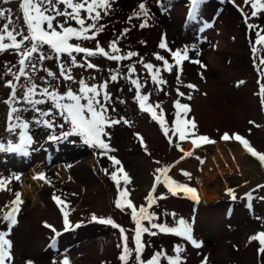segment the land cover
Returning a JSON list of instances; mask_svg holds the SVG:
<instances>
[{
  "label": "rangeland",
  "instance_id": "rangeland-1",
  "mask_svg": "<svg viewBox=\"0 0 264 264\" xmlns=\"http://www.w3.org/2000/svg\"><path fill=\"white\" fill-rule=\"evenodd\" d=\"M218 1L206 0L196 21L187 18L186 30V21L184 23L183 20L185 5L190 11V7L188 9L190 0H111L109 12L104 14L102 11V18L97 22V28L103 25V30H93L96 32L95 39L73 42L92 50H96L99 44L111 52L109 46L115 40L121 49L120 54L126 55L130 51L138 53V56L124 61H113L101 55L85 58V54L74 53L77 65H70L66 56L53 58L50 50L44 46L42 50L49 58L40 61L36 71L28 69L32 77L31 82L40 88L50 83L58 85L55 90L61 93L65 92L67 87L78 89V83L60 76L59 66L62 62L71 68L75 81L84 79L89 84L97 85L108 83L107 91L111 96L108 102L110 105L108 115L122 121L126 119L128 123L121 122L106 128L108 133L106 142L113 149L107 155H103L101 150L84 145L82 139L74 136L57 141L51 140L49 138L51 135H60L67 129V125L65 129L53 127L50 130L35 123L37 119L49 117L41 118L39 113L32 111L22 99L12 104L7 81L18 83V94L22 97L26 91L24 86L29 80L23 77L21 81L16 82L12 75L18 74L20 67L17 52L6 50L0 53V140L18 139L6 130L13 106L23 109L19 114L22 119L30 122L29 134L33 136V143L27 155L0 152V175L5 182L0 186V207H8L12 203L11 196L4 190L6 185L18 187L13 193V200L19 192L20 178L10 175L16 172L25 173L29 178L34 176L30 170L32 167L36 168L33 165L37 161L45 163L41 168L45 173L53 164L62 162L69 167L71 177L66 179L65 183L59 182L58 180L63 179L60 176L55 177L54 172L48 171V181L54 187L49 188L48 195L44 190H38L41 202L36 207L31 206L29 197L19 192L23 204L19 205L20 211L17 213L15 225L3 221L4 213L14 206L8 207L0 214V232H6V238L12 241V259L6 261V264H28L29 261L32 264H63L65 259L69 264H125L120 260L124 236H127V245L132 249L127 264H136L135 222L131 218V210L115 206V201L120 198L119 192L124 187L128 190V199L137 209L140 206L148 207L149 195L156 198V202L149 209L158 217L155 223L177 227L179 219H185L192 226L193 237L198 243L205 241L207 246L206 250H201L184 237L151 229L156 235L150 233L141 235L143 250L140 258L144 264L158 252L163 256H175V249L178 246L182 249L180 253L182 264H264V253L259 252V241L250 239L264 231V164L253 157L239 141L221 139L224 132H228L230 136L242 135L249 141L250 146L264 154V103L260 96V85L264 83V64H261V60L264 59V44L257 45L254 35L255 31L263 28L260 23L259 27L253 30L247 26L243 41L245 54L220 56L224 67L211 68L206 62L204 50L206 42L201 29L204 28V12L213 13ZM141 2L146 3L150 12L148 26L144 28L140 27L143 17H137L138 5ZM0 8H11V15L15 21L12 27L24 29L21 10L16 0L8 4L0 0ZM81 15L86 17L83 11ZM3 22L0 21V24ZM231 22L239 28L236 20ZM86 23L91 21L86 20ZM70 26L78 27L74 21L70 22ZM92 34L89 33L90 36ZM162 40L166 41L173 51L185 47L193 49L189 52V60L183 61L181 65H175L171 53L159 48ZM253 47L257 49L255 54L252 51ZM156 54L165 55L169 63L173 64L172 71L164 70L163 62L155 59ZM193 59H198L201 63H193ZM141 61L160 68V76L166 83L159 86L153 84L151 74L143 67ZM88 62L97 67L89 69L78 66ZM131 65L136 67V72L131 78L139 79L144 85L141 94L149 95L148 103L154 107L160 105V108L156 109L158 113L161 108L163 109L169 129L174 127L176 115L174 102L180 99L182 103H189L191 106L189 118H194L197 123V129L194 130L196 135H207L215 143L202 144L194 148L191 139L195 137L189 136L188 139L180 141L178 135L173 136L171 131L170 142L159 125L151 120L150 115L139 109L134 97L135 86L126 78ZM48 71L56 73V78L48 76ZM114 74L118 76L115 82L110 79ZM189 83L196 85L198 90L188 89L186 85ZM178 91L185 93L186 96L191 95L193 99L187 101L179 97ZM243 91H246V98L248 93L249 99L242 105L234 104L229 98L218 97L225 93L222 96L230 94L236 99ZM35 98H39V94ZM39 107L52 110L50 104ZM237 110L241 112L238 116ZM245 110L246 115L242 114ZM51 120L54 125L63 122L58 115L51 116ZM188 144L191 145V149L188 148ZM216 147L224 149L229 158L222 164L229 186L224 190L219 181L217 189V179L212 180L213 183L209 185V189L219 195L218 200L208 204L196 203L184 193L172 195L163 184H156L155 176L158 175L156 170L163 167L169 168V175L178 183L193 184L192 176L207 172L209 150ZM180 148L184 151L182 152ZM240 149L244 152L239 153ZM189 151L194 152L190 157L185 155ZM230 151L234 156L230 155ZM109 155L116 156L121 164L114 165L108 159ZM22 158L26 160L22 161L21 166L13 168L11 163ZM121 167L130 178L127 185H124L123 173L118 171ZM228 169H231V175L227 172ZM113 172H117L121 179L119 188L111 178ZM183 172L189 173L191 179L185 177ZM228 189H232L236 195L235 201L228 194ZM250 192L253 194L251 200L247 198ZM53 196L60 197L63 204H57ZM63 210L68 213V219L73 225L69 230L64 229ZM93 215L98 219L93 220ZM105 218H111L119 227L99 222ZM143 223L145 227H150L147 221ZM46 224L60 232V236L56 237L55 246L52 245L55 234L46 227ZM121 228L124 229L123 233L120 231ZM163 256L160 264H168Z\"/></svg>",
  "mask_w": 264,
  "mask_h": 264
},
{
  "label": "snow or ice",
  "instance_id": "snow-or-ice-1",
  "mask_svg": "<svg viewBox=\"0 0 264 264\" xmlns=\"http://www.w3.org/2000/svg\"><path fill=\"white\" fill-rule=\"evenodd\" d=\"M12 0H2V3L8 4ZM19 9L21 10L22 20L24 22V29L19 30L13 28L12 25L15 22L13 16L11 15V8H0V21H4L0 24V53L6 50H13L19 54V69L18 74L12 73L15 77V81H21V78L27 77L29 83L25 85L26 91L23 92L22 97L18 94V83L11 80L7 81V86L10 89L11 103L15 104L18 100L25 102L31 107V110L38 112L41 118L49 117V119H37L35 123L41 124L48 129L53 127H59L67 129L62 131L60 135H51L49 138L53 141L59 139H67L69 137H77L82 139L84 145L89 146L94 149L101 150L103 155H107L109 152L113 151L110 145L106 142V137L108 133L106 128L111 127L115 124L121 122L128 123V121L121 119H114L108 115V102L111 100V96L107 91L108 83L104 82L102 84H89L84 79L75 81V78L71 74V68L66 66L62 62L59 66V74L65 80L73 81L78 83V89L73 90L71 87H67L65 92L61 93L57 90L58 85L46 84L42 88L36 83L31 82L32 77L28 71H36L37 64L40 61L48 59V54H46L42 49L44 46L50 50L53 58H61L66 56L68 58V64L77 65L76 56L74 53L85 54V58L94 57L101 55L107 59L113 61H124L130 59L131 57L138 56L136 52H128L126 55H122L121 49L118 47L117 41H112L110 43L111 52L105 50L104 47L97 44L96 50L89 49L87 47L81 46L79 43H74L73 41H81L88 39H95L96 31H102L103 25L97 28V22L102 18V11L107 14L111 8V0H16ZM247 3L248 0H245ZM206 3V0H190V11L187 13V18L190 21H196L200 13L202 5ZM251 7L253 8L252 16L256 17L258 13L264 12V0H252ZM139 11L137 12V17H143V22L140 24L141 28L148 26L150 12L146 3L141 2L138 5ZM70 9L71 11H68ZM86 13V17H82L81 12ZM248 18L245 17V20ZM91 21V23H86ZM74 21L78 27L70 26V22ZM204 28H211L213 25L211 23H204ZM257 26L248 24V28L254 29ZM59 29V30H58ZM203 30V29H201ZM93 34L90 36L89 33ZM264 29L255 31L256 36L255 43L257 45L264 44ZM19 38V39H18ZM7 41V42H6ZM159 48L171 53V58L175 61V65H181L183 61L189 60V52L192 51L190 47H185L183 49L172 50L168 47L166 41L162 40L159 44ZM253 53L255 54L257 49L253 47ZM198 55V52H197ZM155 59L157 61L163 62V68L166 71H172L173 64L169 63V60L165 58V55L156 54ZM193 63L200 64L201 61L198 59H193ZM143 67L148 70L151 74V81L153 84L159 86L166 83L160 76L161 69L156 68L152 63H144ZM261 64H264V59L261 60ZM80 67H87L89 69L97 67L93 63H84L78 65ZM259 71V68L257 69ZM136 72L135 65H131L129 68V75L126 77L130 80V83L135 86L134 97L138 102L139 109L150 115L152 121L156 122L159 127L163 130V134L169 138L171 142L172 136H169V132L172 135H178L180 141H184L189 138V136L195 137L191 139V143L194 148L200 147L202 144L215 143L214 140L210 139L207 135H196L194 130L197 129V123L194 118H189V114L192 109L189 103H182L180 99L174 102V107L176 110L174 127L169 129L167 126V121L164 118L163 109L160 112L156 111L160 108L157 104L155 107L148 103L149 95H142L141 89L144 85L139 79H132L131 75ZM47 75L56 78V73L48 71ZM111 81L115 82L118 79L117 75H111ZM186 87L190 90H198L197 86L194 84H187ZM39 94V98H35ZM206 95V94H205ZM178 96L185 98L187 101H191L193 97L191 95H185L183 92L178 91ZM260 96L262 103H264V83L260 85ZM123 102V101H121ZM44 104H50L52 110H44L39 106ZM23 109H18L17 107H11L9 113V123L7 125V131L13 136L18 137L17 140H0V152H11V153H21L27 155L29 148L33 143V136L30 135V122L27 119H22L19 113H22ZM58 115L62 118V123L54 125L51 120V116ZM142 139V138H141ZM221 139L224 141H229L234 139L239 141L243 147L253 156L256 157L262 164H264V154L257 152L252 146H250L249 141L245 139L242 135L235 134L230 136L228 132H224L221 135ZM179 147V145H177ZM183 152L184 150L180 148ZM193 151L185 153L186 156H192ZM108 159L114 165H120L121 161L114 155H109ZM159 163V162H157ZM119 172L123 173L124 185L130 183V178L128 174L124 172L123 168L118 169ZM158 175L155 176L156 184H163L172 195H178L184 193L190 195V197L199 201V196L197 189L188 186L187 183H178L177 180L173 179L169 175V168L163 167L158 168ZM189 180L191 175L187 172L182 173ZM44 179L43 176L39 177ZM112 180L116 183L119 188L121 185V179L118 177L117 172L111 174ZM5 182L0 180V186ZM155 192V188H153ZM228 194L231 199L235 201L237 199L232 189H228ZM120 198L115 201V206L119 209H130L131 218L135 222V252H136V264H144V261L140 258V253L143 250V244L141 242V235L143 233H150L151 235H156V232L151 231V229H158L163 233H174L177 236L184 237L191 244L199 248L201 245L193 237V229L190 223L185 219H179L177 227H169L164 223H155L154 221L158 219L154 212H150L149 209L156 202V198L149 195L148 207L140 206L139 209L133 204V202L128 199L129 193L126 187L119 192ZM253 194L250 192L247 194L249 200L252 199ZM162 198V197H158ZM53 199L57 204H63V201L58 196H53ZM22 199L19 193L16 194L15 200L12 201L14 207L10 211H7L3 215V221L9 222L11 225L17 223V213L20 211L19 205L22 203ZM93 220L98 218L93 215ZM144 221H147L150 227L144 226ZM100 223L109 224L114 227H119L115 225L111 218L100 219ZM63 225L65 230H69L73 227L68 219V213L63 214ZM79 225H76L78 227ZM53 233L55 234L52 239V245L56 244V237L60 236V232L56 229L47 225ZM120 231L123 233L124 229L121 228ZM6 232H0V264H6V261H10L12 241L6 238ZM251 240L259 241V252L264 253V231L259 232L258 235H253ZM127 236H124V246L123 254L120 256V260L127 264L128 259L131 257L132 249L127 245ZM182 249L178 246L175 249L176 255H166L163 256L162 253H156L147 264H160L163 258L167 259L168 264H182L181 253ZM28 264H32L31 261ZM63 264H69L67 259L64 260Z\"/></svg>",
  "mask_w": 264,
  "mask_h": 264
},
{
  "label": "bare ground",
  "instance_id": "bare-ground-1",
  "mask_svg": "<svg viewBox=\"0 0 264 264\" xmlns=\"http://www.w3.org/2000/svg\"><path fill=\"white\" fill-rule=\"evenodd\" d=\"M252 0H248L246 3L245 0H219L217 4V8L214 10L213 13L204 12V23H211L213 27L211 28H203L202 36L205 39L206 47L204 50L206 51V62L211 66V68L220 69L224 67L223 62L220 59V56H227L231 54L243 55L245 54V49L243 46L244 35L247 30L248 24L255 25L259 27V23L261 24L262 28L264 29V12L258 13L256 17L252 16V12L254 11L251 7ZM190 4L188 6V9ZM186 12L184 17L185 29L187 30V5H185ZM182 14V12H180ZM245 17L248 19L245 20ZM231 20H236L239 23V28L235 25H232ZM237 23V24H238ZM255 29V28H254ZM253 30V29H252ZM225 94V93H224ZM222 94V95H224ZM218 95V97H224L226 99H230L234 104L242 105L243 103L247 102L249 99V95L246 91H243L239 94L236 99L235 97L230 94L226 96ZM251 99V98H250ZM240 110V109H239ZM237 110V116L241 113ZM242 114L246 115L247 110ZM236 115V114H235ZM238 119V117H237ZM240 125V122H238ZM188 148L191 149V145L188 144ZM241 148V147H239ZM239 153H243L244 150L240 149ZM210 159L208 161V170L203 174H197V176H192V180L194 181L193 184H188L190 187H194L197 189V193L199 196V201L202 204H208L213 202L214 200L219 199V195L216 192H213L209 189V185L212 184V180L217 179V189H219L220 183L223 186V189L229 186L226 181V175L224 174L225 169H223L222 164L225 163L229 158L228 154L224 149L221 147H216L214 149L209 150ZM230 155L234 156L233 152L230 151ZM30 157V155H29ZM26 160L22 158V160H16L11 163L13 168H18L21 166L22 161ZM39 161L34 163L35 169L32 167L30 173H33L34 176L27 177L25 173H16L14 172L11 177L18 176L21 180V184L19 186V192L23 195L29 197L31 199V206L36 207L37 204H40L41 199L38 197L39 191L44 190V193L49 192V188L54 187L50 181H48L47 174L48 171L54 172V176H60L63 180H58L59 182L65 183L66 179H70V170L67 165L62 162H57L53 164L48 171L41 169L44 164L38 163ZM234 164V163H233ZM237 165V164H234ZM212 172V173H211ZM228 173H232L231 169L227 170ZM45 173V174H44ZM45 175V179L42 180L39 177ZM2 175H0V180H2ZM26 181H30V183H26ZM216 181V180H215ZM220 181V183H219ZM18 187L15 185L8 184L4 188L6 193L11 196L10 201H13V193L16 191ZM17 192V193H19ZM186 197H190L187 195ZM7 199V198H6ZM195 201V200H194ZM23 204V202L21 203ZM20 204V205H21ZM14 206L12 203L8 206L11 208ZM8 207H0V214L4 213ZM200 249L206 250L207 246L204 242L200 243Z\"/></svg>",
  "mask_w": 264,
  "mask_h": 264
}]
</instances>
